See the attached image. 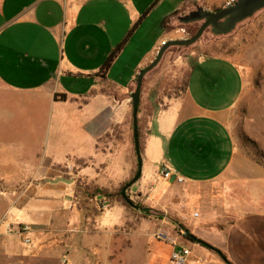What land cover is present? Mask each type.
I'll return each mask as SVG.
<instances>
[{
	"label": "crops",
	"instance_id": "crops-1",
	"mask_svg": "<svg viewBox=\"0 0 264 264\" xmlns=\"http://www.w3.org/2000/svg\"><path fill=\"white\" fill-rule=\"evenodd\" d=\"M228 1L0 0V155L23 187L0 224V264H170L171 241L189 248L186 264H227L209 247L230 264H264V170L239 154L227 123L245 85L228 57L192 58L184 93L155 112L146 106L164 68L144 77L142 170L128 193L161 218L76 193L77 185L112 193L132 178L138 73L163 43L187 38L180 17Z\"/></svg>",
	"mask_w": 264,
	"mask_h": 264
},
{
	"label": "rangeland",
	"instance_id": "rangeland-1",
	"mask_svg": "<svg viewBox=\"0 0 264 264\" xmlns=\"http://www.w3.org/2000/svg\"><path fill=\"white\" fill-rule=\"evenodd\" d=\"M63 1L77 4L83 0ZM154 1L134 0V3L151 5ZM199 24H182L183 27H188L187 38L196 31ZM165 55L150 71L164 68V77L159 78L160 86L153 92L152 106H146V110L149 113L151 110L159 111L170 96L182 94L185 70L192 58L202 55L230 58L242 71L245 85L241 97L227 116V123L236 140L239 154L246 162L254 163L264 170V9L238 24L227 35L216 36L207 29L194 44L170 47L164 52L163 56ZM168 70L179 73V81L176 79L175 84L169 81L170 76L166 75L167 72L170 73ZM5 142L1 140L0 145ZM9 166L4 156L0 155V224L7 221L10 210L17 204V195L23 189L17 187V174L6 170Z\"/></svg>",
	"mask_w": 264,
	"mask_h": 264
},
{
	"label": "water",
	"instance_id": "water-1",
	"mask_svg": "<svg viewBox=\"0 0 264 264\" xmlns=\"http://www.w3.org/2000/svg\"><path fill=\"white\" fill-rule=\"evenodd\" d=\"M264 9V0H236L230 5H226L217 11H208L201 7H197L195 10L179 18L181 24H189L193 22H199V26L196 31L188 38L180 40H169L162 44L156 53L154 60H152L147 66L140 70L136 79L135 87L131 92V118H132V138L133 146L136 157V170L132 178L127 181L121 188L120 195L124 202L128 204L132 209L137 211L146 212L148 208L139 207L135 204L126 194L133 184H135L141 177L142 170V158L140 152V142L138 133V107L140 104L141 87L145 75L154 69L159 63L163 53L170 47L179 46L187 47L194 44L207 29H210L211 33L216 36L227 35L232 32L235 27L241 22L251 18L257 12ZM60 181H65L64 178H59ZM199 242V241H198ZM220 258L226 262L227 260L216 251Z\"/></svg>",
	"mask_w": 264,
	"mask_h": 264
},
{
	"label": "trees",
	"instance_id": "trees-1",
	"mask_svg": "<svg viewBox=\"0 0 264 264\" xmlns=\"http://www.w3.org/2000/svg\"><path fill=\"white\" fill-rule=\"evenodd\" d=\"M122 44H119L118 46H116L111 52L110 54L108 55V57L106 58L103 66H102V69L104 70L106 67H108L110 65V63L113 61V59L116 57V55L118 54L119 50H120V47H121ZM185 86H186V80L184 78V80L182 81V86H181V92L184 93L185 91ZM61 100H63L64 98L61 97L60 98ZM140 106V105H139ZM139 108L138 107V113H139ZM138 133H139V138H140V130H139V127H138ZM140 152H141V146H140ZM124 186V184H122L116 191L114 192H108L107 190L105 189H102V188H98L96 186H90V185H87V186H81V185H77L76 187V193L77 195L79 196H83V198H86V199H89V198H93V197H102V198H105V199H116L117 201L121 202L124 206H126L127 208L131 209V210H134L132 209L128 204H126L124 202V200L122 199L121 195H120V192H121V188ZM129 189H127V196L129 197V193H128ZM130 198V197H129ZM135 204H137L139 207H144L141 203L139 202H135ZM101 206V204H100ZM140 214L143 216V217H148L150 215H153L157 218H161L162 216L160 215L159 212H156V211H153L151 209L148 208V210L146 212H143V211H139ZM176 224V229L178 231H183L185 234L183 235V237L187 240H190V241H199V243H202L203 245H206L207 247H209L207 244H205L204 242H201L200 240L196 239L194 236H192L191 234L188 233V231L180 226L178 223L174 222ZM210 249L214 250L215 252L217 250L209 247ZM219 252V251H218ZM222 255V254H221ZM223 256V255H222ZM224 257V256H223ZM225 258V257H224Z\"/></svg>",
	"mask_w": 264,
	"mask_h": 264
},
{
	"label": "built area",
	"instance_id": "built-area-1",
	"mask_svg": "<svg viewBox=\"0 0 264 264\" xmlns=\"http://www.w3.org/2000/svg\"><path fill=\"white\" fill-rule=\"evenodd\" d=\"M236 0H229L226 5L232 4ZM225 5V6H226ZM163 178H169L171 176V172L169 170H163L161 173ZM177 182H181L182 179L179 177L175 178ZM12 225L10 223H7V229L9 230ZM16 231L19 234H23L28 231L29 227L28 226H21V225H16ZM181 235H184L185 233L183 231L180 232ZM156 238L160 240H165L166 235L165 234H157ZM25 243H30V240L26 238L24 240ZM173 245V249L170 255V264H186L187 259L190 255V250L188 247L180 244L179 242L171 241Z\"/></svg>",
	"mask_w": 264,
	"mask_h": 264
}]
</instances>
